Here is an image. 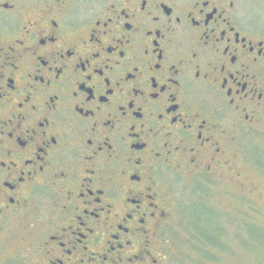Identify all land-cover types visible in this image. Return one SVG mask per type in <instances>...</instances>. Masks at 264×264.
<instances>
[{
  "label": "flooded vegetation",
  "instance_id": "1",
  "mask_svg": "<svg viewBox=\"0 0 264 264\" xmlns=\"http://www.w3.org/2000/svg\"><path fill=\"white\" fill-rule=\"evenodd\" d=\"M257 140L264 0H0V264L215 248Z\"/></svg>",
  "mask_w": 264,
  "mask_h": 264
},
{
  "label": "rangeland",
  "instance_id": "2",
  "mask_svg": "<svg viewBox=\"0 0 264 264\" xmlns=\"http://www.w3.org/2000/svg\"><path fill=\"white\" fill-rule=\"evenodd\" d=\"M236 154L238 156L236 165L245 171L243 173L247 176L245 181L256 188L250 191L247 186L246 189L253 198L255 195L256 204L251 207L250 204L242 202L236 204L229 200L231 196L224 197L222 204L214 203L218 204L221 210L216 221L222 226L223 234L215 248L210 247L203 252L188 248V241L184 238H190L191 233L189 230L185 233L182 222L177 226L181 254H176L178 259H175L177 251L173 255L166 251L163 254L166 264H264V141L257 140L251 142L249 146L242 144ZM220 175L224 177L222 178L224 181H235L230 171L222 172ZM229 176L232 179L229 180ZM220 179L217 178L218 181ZM259 195L263 201L257 203L256 197ZM211 241L215 240L209 239V242Z\"/></svg>",
  "mask_w": 264,
  "mask_h": 264
}]
</instances>
